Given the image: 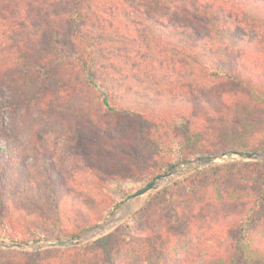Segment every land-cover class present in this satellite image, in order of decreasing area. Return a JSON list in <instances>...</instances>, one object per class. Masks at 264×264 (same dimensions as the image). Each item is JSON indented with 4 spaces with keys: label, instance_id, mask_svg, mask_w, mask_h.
Returning a JSON list of instances; mask_svg holds the SVG:
<instances>
[{
    "label": "trees",
    "instance_id": "trees-1",
    "mask_svg": "<svg viewBox=\"0 0 264 264\" xmlns=\"http://www.w3.org/2000/svg\"><path fill=\"white\" fill-rule=\"evenodd\" d=\"M0 90L10 119L0 130V242L75 238L120 204L101 160L123 163L114 180L140 181L137 169L155 179L192 159L264 151V0H0ZM41 119L92 142L68 161L81 190L28 137ZM183 184L92 244L44 253L53 264H115L128 229L123 246L136 245L139 264H187L156 236L151 212L161 206L174 228L182 213L200 223L206 203H229L217 220L226 239L198 264H264V163L215 166ZM182 200L194 207L183 212ZM41 254L0 250V264H46Z\"/></svg>",
    "mask_w": 264,
    "mask_h": 264
},
{
    "label": "rangeland",
    "instance_id": "rangeland-1",
    "mask_svg": "<svg viewBox=\"0 0 264 264\" xmlns=\"http://www.w3.org/2000/svg\"><path fill=\"white\" fill-rule=\"evenodd\" d=\"M4 91L0 90V98L3 96ZM89 108H92V105L90 101H87ZM33 118V117H32ZM67 120V118L63 121ZM1 121H6L5 123H2ZM68 121V120H67ZM35 122V121H34ZM63 122H61V125L58 123L57 125H52L47 122H43V120H40V124L37 126H33V123L31 121L30 126H27V132L30 136H27L29 138H32L35 141H38L43 146L47 148L48 151V157L51 162H53L54 165L57 166L58 170L61 173L62 179L64 181H67V184L69 185V188L71 190H81V186L76 183V179L73 175V173L70 170V163L69 158L72 160L75 159L79 163L80 160H82V154L84 152H89L93 148L91 147L92 142L87 141L85 139H81L79 137H76L75 139L73 136H57L54 132L55 130L59 129L63 133H66L65 128L67 125L62 126ZM10 126V119L8 114L5 111H0V130L1 129H7V127ZM34 133V135H33ZM233 152H226L223 154L215 155L209 160H200V159H192L190 161H187L185 163H181L177 165L175 168L169 170L168 172L160 175L159 177L155 179H150V174L152 171H145L144 169H137L136 172L138 174H142V177H140V181H132V180H123V163L119 164L120 160H118L115 163H111L110 160L100 162H104V168H106V172H108L107 178H112L110 180V187L111 192L114 194L118 199L120 204L114 209V211L107 217L106 220L101 222L99 225L87 230L86 232L81 233L78 235L79 237L85 236V239L80 243L79 246L83 245H89L92 244L95 240L106 236L119 228H122L123 226L127 225L134 217L137 215L139 211H141L147 204L153 200V198L160 192H163L171 187H175L176 184L182 185L184 187L183 182L186 178L189 176L204 171L205 169L212 168L215 166L230 164V163H236V162H253V163H264V151L263 150H256V151H248V152H259L263 155V158L260 160H247L243 159L237 155H235ZM240 152V151H239ZM173 172V174L169 177L160 179L161 176ZM122 176L121 179L114 180L113 178L115 176ZM109 176V177H108ZM153 181L158 182V188L155 191L148 192L146 194L135 196L140 190L145 188L148 184H150ZM180 187V194L182 196L183 189ZM199 196L197 197L199 201H203L206 197V192L203 191L201 193H198ZM131 196V197H129ZM179 206L183 210V212H186L187 210L191 209V206L194 207L193 200H190L188 202H182L180 201ZM233 207L235 205H232ZM158 208H160L158 211H152L151 214H154V219L152 224L154 225V231L156 232V236H162L163 241L167 243L168 246H171L172 243L174 246H176V249H173V254H176L177 260H179V263L185 262L187 264H198L200 262V259L205 257L206 253L208 251H213L217 249L216 240L215 238H221L222 240L226 239L227 231L226 228L222 227V221L217 224L218 217L220 215L221 219L227 215L230 214L231 207L229 203L226 205H220V207H217L216 205L209 206V203H206V208L202 209L203 213L201 214L200 218L201 221L197 220L196 222L192 220H187L188 218L181 214L182 221H180L178 224L174 225V228L172 226L171 219L167 218V212L159 205H157ZM64 220L66 218L63 217ZM103 224H107L105 229H101L100 226ZM49 228V234L52 235L54 229L50 225H45ZM64 228L65 229H72L73 226H71L69 223L64 222ZM166 230V231H165ZM173 230L171 234H177L179 237L177 239H170L168 238V231L170 232ZM260 235L262 236L264 234V225H261L258 229ZM121 233H124L125 238L129 236V230L126 229L123 232V229ZM77 236V237H78ZM125 238L120 240V246H119V252L117 255V258L115 260V264H139V257L135 251L134 248H136L135 244L133 245H127L125 244L123 246V240ZM69 239H55V238H47L44 240H39L34 243H27V242H0V250L2 253L11 254L12 252H24V253H34V252H42V260L46 264H53L52 263V256H57L56 254H51V257L48 253H44L45 251H49L52 249H60V248H54L51 247L49 244L57 242V241H66ZM14 243L23 244V248H17V247H11L8 248L4 245H11ZM66 248H72V247H66ZM137 249V248H136ZM65 255L60 256V260L65 259ZM57 259V258H56ZM59 260V258H58ZM59 260V263L61 262ZM96 262V261H95ZM142 264H147L146 262Z\"/></svg>",
    "mask_w": 264,
    "mask_h": 264
},
{
    "label": "water",
    "instance_id": "water-1",
    "mask_svg": "<svg viewBox=\"0 0 264 264\" xmlns=\"http://www.w3.org/2000/svg\"><path fill=\"white\" fill-rule=\"evenodd\" d=\"M235 155L243 158V159H247V160H260L263 158V155L259 152H239V151H235L233 152ZM173 174V172H169L163 176H161L160 179H163V178H166V177H169ZM158 188V182L157 181H153L151 182L150 184H148L145 188H143L142 190H140L137 194H135V196H140V195H143V194H146L148 192H151V191H155L157 190ZM107 224H103L102 226H100L101 229H105ZM85 239V236L83 237H75L73 239H70V240H66V241H57V242H54V243H51L49 244L51 247H54V248H66V247H75L77 245H79L80 243H82V241ZM8 248H11V247H17V248H23L24 245L23 244H18V243H14V244H11V245H4Z\"/></svg>",
    "mask_w": 264,
    "mask_h": 264
}]
</instances>
